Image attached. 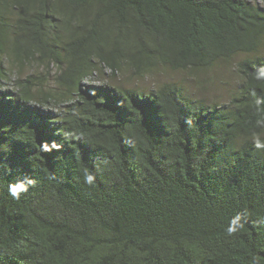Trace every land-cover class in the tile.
I'll return each instance as SVG.
<instances>
[{
	"label": "trees",
	"instance_id": "obj_1",
	"mask_svg": "<svg viewBox=\"0 0 264 264\" xmlns=\"http://www.w3.org/2000/svg\"><path fill=\"white\" fill-rule=\"evenodd\" d=\"M0 264H264V6L0 0Z\"/></svg>",
	"mask_w": 264,
	"mask_h": 264
},
{
	"label": "rangeland",
	"instance_id": "obj_2",
	"mask_svg": "<svg viewBox=\"0 0 264 264\" xmlns=\"http://www.w3.org/2000/svg\"><path fill=\"white\" fill-rule=\"evenodd\" d=\"M264 6V0H248ZM26 73H29L27 70ZM240 77L233 68H219L212 73L202 77L199 81L190 79L185 74L162 72L156 78L150 79L147 82H137L129 80L128 76L120 75L117 79L110 77V72L105 71L99 73L92 80L85 82L86 88L94 86H120L125 88L141 89L149 92L157 90L165 84L175 83L184 86L193 97L202 99L206 103L228 104L233 96L239 92Z\"/></svg>",
	"mask_w": 264,
	"mask_h": 264
}]
</instances>
